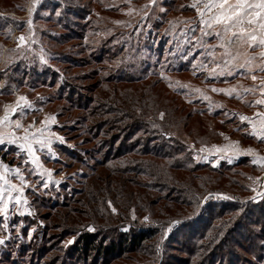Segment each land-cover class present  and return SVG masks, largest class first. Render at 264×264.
Returning <instances> with one entry per match:
<instances>
[{"label": "rangeland", "instance_id": "1", "mask_svg": "<svg viewBox=\"0 0 264 264\" xmlns=\"http://www.w3.org/2000/svg\"><path fill=\"white\" fill-rule=\"evenodd\" d=\"M204 2L39 0L34 5V0H0V29L5 30L0 36V116L4 115L6 106L15 107L19 97L24 96L31 107L17 108L10 120L28 125L25 128L31 125L32 132L36 130L34 126L46 122V132L62 138V142L53 138L50 147L42 153L45 179L35 174L25 151L14 144L0 145L1 160L17 164L27 173L26 184L32 182L27 187L28 200L22 209L18 212L8 209L6 218L0 213V239L4 241L0 244V264H105L93 257L79 258L76 253L79 234L95 231V225L102 221L90 219L92 213H98L95 208L108 216L107 234L114 238V229L123 225L131 224L132 230L138 226H152L146 219L148 214L141 212L139 202L123 204L121 199L113 200L105 193V196L93 195L91 206H87L86 201L78 202L84 199L83 190L89 185L91 173L102 170L98 159H102L109 149H102L90 141L93 137L87 132L90 124L83 121L86 109L79 110L75 105L80 94L89 95L90 85L108 77L119 80L125 87L129 85L126 80H136V84L152 81L156 89L161 90L159 94L171 98L179 96L195 107L200 113L189 119V128L172 125L170 136L174 134L177 140L186 143L197 161L208 162L213 167L249 158L259 169L251 174L250 168L242 167L250 176L247 180L242 178L249 191L241 192L234 199L247 202L242 212L247 209L254 215L259 214L258 208L264 207V164L254 161L264 156V142L252 135L253 128L247 121H241L240 116L255 119L256 112L264 111V106L254 103L264 98L259 92L260 81L264 78V71H259L262 62L259 53L264 49L232 45V55L237 52L240 55L225 66L224 49L219 47L222 41L214 31L220 30L219 26L210 29L201 24L200 14L192 7L193 4L203 7ZM59 13L68 24L67 30H61L49 20ZM29 20L31 26L27 23ZM62 31L70 32L62 34L67 49L61 56L67 57V63L54 60L59 54L58 49L52 46L48 37ZM20 36H24L23 42L19 40ZM161 38L166 44L163 53L156 48ZM41 56L47 63L41 61ZM248 56L254 57L251 71L239 67ZM48 67L60 71L55 85L50 82L51 76H44ZM213 69L215 75H210ZM221 71L224 75L219 74ZM229 71L231 75H228ZM252 75L257 76L255 81ZM59 81L61 90L57 86ZM70 84L79 91L73 100L64 89ZM213 88L235 89V92L229 96L224 92H213ZM245 89L252 91L245 92ZM205 95L207 100L203 98ZM60 97L64 99H58ZM19 103L24 104L23 101ZM164 118V114H160V119ZM20 130L22 128L16 130L18 136L23 135ZM226 145L231 148L216 150ZM3 154L7 155L6 159ZM215 197L233 199L229 192H210L201 200L195 216L211 218L204 213ZM233 207L239 210L237 205ZM186 222L176 219L168 224L157 241L153 239L145 246L147 254L136 252L108 264H175L179 254L182 255L178 246H183L186 241L182 235ZM261 227L263 229L264 225L255 227L254 231ZM260 234L262 238L258 242L264 247V231ZM234 250L236 255L250 259L253 264H264L263 248L256 251L257 258L249 257L243 248Z\"/></svg>", "mask_w": 264, "mask_h": 264}, {"label": "trees", "instance_id": "2", "mask_svg": "<svg viewBox=\"0 0 264 264\" xmlns=\"http://www.w3.org/2000/svg\"><path fill=\"white\" fill-rule=\"evenodd\" d=\"M49 20L61 30L68 29L60 13L54 14ZM4 32V29H0V36ZM62 34L68 35L70 32L62 31L48 37L51 38L52 46L58 49L59 54L54 60L67 63V57L61 56L67 49ZM160 40L156 48L159 53H163L166 44L162 38ZM48 68V71L44 70V76H51L50 82L55 85L56 79L60 78V71ZM135 81L126 80L129 85L125 87L119 80L103 78L90 85L89 95L80 94L77 97L75 107L86 109L83 121L90 124L87 127V132L93 136L90 141L102 149H109L102 159H98L102 170L91 173L92 181L83 190L84 199L78 202L86 201V205L91 206L93 195L96 194L112 197L113 200L121 199L123 204L139 202L141 212L148 214L147 221L152 226H138L133 230L131 224L123 225L122 228L114 226V238L107 234L110 227L108 216L95 208L100 214L92 213L89 218L102 221L95 225V231L79 234L76 243L79 258L88 260L93 257L108 264L126 259L136 252L147 254L148 248L145 246L151 244L148 242L153 239L157 241L162 230L172 221L185 219L186 230L182 235L186 241L183 246H178L182 255L179 254L175 264H253L250 259L236 255L234 248H243L249 257L256 258V251L264 249L258 242L264 228L254 231L255 227L264 225V207L258 208V215L247 209L242 212L247 202L241 203L234 196L249 191L247 182H243L242 178L247 180L250 176L242 167L250 168L253 171L251 174L259 168L246 157L235 164L223 163L220 167L197 161L186 143L177 140L174 134L170 136V128L172 125H182L188 129L189 119L200 112L179 96L171 98L170 95L159 94L161 90L158 91L152 81L137 84ZM57 86L61 90L60 81ZM64 89L72 100L79 95L72 84ZM160 114H164L165 118L160 119ZM6 156L3 154L4 159ZM216 191L229 192L233 196L232 201L215 197L204 213L211 218L199 214L196 217L203 197ZM235 205L239 210L236 211ZM97 227L101 230L97 231ZM224 255L230 258L226 259Z\"/></svg>", "mask_w": 264, "mask_h": 264}, {"label": "snow or ice", "instance_id": "3", "mask_svg": "<svg viewBox=\"0 0 264 264\" xmlns=\"http://www.w3.org/2000/svg\"><path fill=\"white\" fill-rule=\"evenodd\" d=\"M39 0H34L38 3ZM155 0H149V3H154ZM193 8L197 10L200 14V23L207 25L208 28L212 29L213 26H219L220 30H215V35L222 41L219 45L220 48L224 49L225 66L231 64L240 55L239 52L236 55H232L231 46H246L248 48L259 47L264 49V0H205L203 7H197L196 4L192 5ZM29 26H31L32 21H27ZM24 36H20L19 40L24 41ZM262 58L261 66H259V71H264V51L259 53ZM43 63H47L43 56L40 57ZM254 57L248 56L245 58V62L240 64V68L247 69L251 71V64ZM220 67V65H216ZM220 75H224L221 71ZM231 71L228 75H231ZM210 75H215V69L210 72ZM252 80H256L257 76L252 75ZM183 87H187L184 85ZM199 91V89H196ZM213 92H224L229 96H232L235 89H217L213 88ZM252 91L251 89H245V92ZM259 92L264 95V78L261 79L259 85ZM239 96V93H237ZM205 100L208 97L205 95L203 97ZM19 101H23L24 104L21 105ZM255 104L264 106V98L257 99L254 101ZM31 107L27 102L26 97L20 96L15 107L6 106V110L3 116H0V145L5 143L16 144L18 140H23V147L27 150L29 157L31 158V163L39 165V158L36 155L37 149L33 147V144L39 145L41 149L45 147H50L53 138L61 140L62 138L55 136L54 133L45 135L47 130V123L41 122L44 125L42 128L36 129L35 132L31 131L32 126L23 128V135L18 136L16 134L17 129H21L22 125L19 120L12 121L10 116L17 111V108ZM163 115V114H161ZM255 119L249 118L248 116H240L241 121H247L248 124L253 128L252 135L258 136L264 142V111H258L255 114ZM258 129V130H257ZM36 133H39L37 135ZM230 145H226L223 149L217 148V151L229 150ZM251 152V149L248 150ZM255 163L264 164V156L258 157ZM0 167L7 170V166L0 162ZM15 173L23 181V176L20 173V169L16 168ZM0 181H3L7 187L0 186V213L6 214L9 209V201H14L15 204L19 205L22 202V194L24 192L23 187H18L12 184L9 180L5 179L3 174H0ZM26 183V181H24ZM19 193L13 197V193ZM24 204H27V200H23ZM147 219V218H146ZM4 241L0 239V244Z\"/></svg>", "mask_w": 264, "mask_h": 264}, {"label": "crops", "instance_id": "4", "mask_svg": "<svg viewBox=\"0 0 264 264\" xmlns=\"http://www.w3.org/2000/svg\"><path fill=\"white\" fill-rule=\"evenodd\" d=\"M260 49V48H259ZM258 49V50H259ZM258 52V51H257ZM4 112V111H3ZM22 125V130H20L21 132H20V134L22 133L23 134V128H25V126H28V125H25V124H21ZM35 127V129H39V128H42L43 127V125H42V123L40 122L39 123V125L38 126H34ZM35 131V130H34ZM46 133L47 132H45L44 134L46 135ZM50 133H52V132H50ZM48 134V133H47ZM37 135H39V133H37ZM19 136H22V135H19ZM23 144H24V141L23 140H18L17 141V143L16 144H14V145H16L17 147H19V148H21L23 151H25V153H26V155H27V160L31 163V158L29 157V155H28V152H27V150L23 147ZM33 147H35L36 149H37V153H36V155L38 156V158H39V165H36V164H33V163H31L32 165H33V167H34V170H35V174H37V175H39L41 178H43V179H45V175H46V165H45V163H43L44 161H42V153H44L45 152V148H43V149H41L40 147H39V145H37V144H33ZM0 162H2V164L3 165H6L7 166V170H5V168H3V167H0V174H3L4 175V177H5V179H7V180H9L12 184H15V185H17L18 187H23L24 188V192L22 193V194H20V195H22V202H21V204H19V205H17V204H15L14 203V201H9V209H10V211H11V209L13 210V211H15V212H18L20 209H22L24 206H25V204L23 203V200L24 199H26V200H28V196H27V187L29 186H31V184H32V182L31 181H33L32 179H31V183H29V184H26V183H24V181H25V179H27V173H25L22 169H20L18 166H17V164H9V163H7V162H5V161H3V160H1V158H0ZM16 168H19L20 169V173H21V175L23 176V181L21 180V178L15 173V169ZM28 171H29V169H28ZM29 174V173H28ZM27 183H28V181H27ZM0 186H3V187H7L8 185H5L4 183H3V181H0ZM19 193H13L12 195H13V197H15L16 195H18Z\"/></svg>", "mask_w": 264, "mask_h": 264}]
</instances>
